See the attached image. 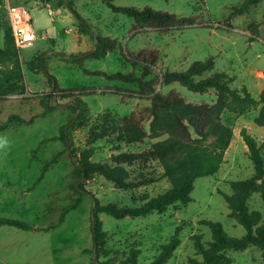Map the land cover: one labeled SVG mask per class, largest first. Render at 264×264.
I'll list each match as a JSON object with an SVG mask.
<instances>
[{
	"label": "rangeland",
	"instance_id": "rangeland-1",
	"mask_svg": "<svg viewBox=\"0 0 264 264\" xmlns=\"http://www.w3.org/2000/svg\"><path fill=\"white\" fill-rule=\"evenodd\" d=\"M243 0H114L117 6L142 8L149 6L159 11L174 12L179 17L201 14L205 25L192 24L172 27L167 32L146 28L143 32L131 29V19L122 13L113 12L101 0H73L74 11L65 4L58 5L49 0L53 14H48L44 3L39 0H3L0 15L8 18L6 3L21 7L30 17V25L37 35L33 45L18 50L22 62L32 60L35 55L45 52L48 57V71L62 89L87 88L91 93L81 95L86 102V115L81 124L68 130L71 147L77 153L93 147V162L114 165L111 155L116 152H139L147 148L154 139L121 144L113 149L112 136L91 140V131L96 124L110 123L133 108L144 113L150 100L147 95L137 93L133 84L107 80L98 74H86L76 63L63 60L61 55L78 54L94 48L95 36L117 39V48L105 58H87L82 67L101 70L105 73L127 72L131 69L124 57L126 51L140 48L160 50L158 68L183 71L193 61L214 56L213 71H223L234 78L232 85H244L257 98L264 88V0L250 5L242 14L228 17L232 6ZM84 19L89 24L90 34H79L77 28ZM55 27L59 36L55 42L45 35V30ZM63 30L68 31L66 34ZM255 33V34H254ZM86 38V39H85ZM89 44V48L87 45ZM0 45L2 34L0 32ZM50 52V53H49ZM47 54V55H46ZM154 71V72H155ZM24 94H12L0 99V123L9 115L24 119L26 123H11L0 129V217L17 219L32 225L28 230L9 225H0V264H93L92 219L93 196L100 204L116 206H138L144 198H151L166 191L170 186L167 178L145 183L133 189L118 188L113 182L100 175H93L84 182L86 192L80 205L70 210L64 221L55 228L44 227L56 223L65 205L78 197L72 184L77 180L72 158L58 136L60 127L75 122V113L64 106L57 107L46 115H40L43 107L40 99L50 93L43 71L34 72L23 65ZM156 91H177L187 101L213 102L215 90L199 93L186 89L178 82L158 83ZM102 89V90H100ZM115 92H112V91ZM102 91V92H101ZM71 97L59 99L62 104L72 101ZM260 106L251 108L243 115L225 111L223 121L232 127V138L225 151L224 162L219 170L194 181L191 200L186 205L175 204L164 212H152L145 216L116 219L100 213L102 230L106 231L103 251L99 260L111 259L116 264L125 260L131 248H139L138 263H147L153 258L171 235L179 229L180 243L164 264H189L195 254L193 235H200L206 243L212 240L209 227L201 220L219 222L227 235L240 238L244 228L229 216L225 195L231 194L230 182L248 179L253 175V164L248 157L247 147L240 130H246L261 146L264 159V127L254 123ZM74 118V120H73ZM73 120V121H72ZM71 123H70V122ZM147 127V122L145 123ZM61 152L44 176L29 189L41 172L43 163L54 154ZM130 179L139 174L158 177L161 166L157 160L136 161L125 165ZM247 204L251 211H258L264 223V202L258 193H253ZM230 264H264L261 250L248 247L244 250H226Z\"/></svg>",
	"mask_w": 264,
	"mask_h": 264
},
{
	"label": "trees",
	"instance_id": "trees-1",
	"mask_svg": "<svg viewBox=\"0 0 264 264\" xmlns=\"http://www.w3.org/2000/svg\"><path fill=\"white\" fill-rule=\"evenodd\" d=\"M2 1L0 0V4ZM55 1L59 6L65 4L74 11L73 0ZM101 1L105 2L113 12L128 16L131 19V29L135 32H143L146 28L167 32L172 27L206 24V20L201 14L179 17L174 12L159 11L149 6L142 8L117 6L113 4L114 0ZM258 1L260 0H243L238 5L232 6L228 17L244 13L250 5L256 4ZM78 31L90 34V37L94 40L86 20L81 19ZM0 32L2 34V45H0V99L12 94L25 93L23 65H26L31 71H43L50 88V93L44 94L40 99L43 107L40 115H46L62 106L71 109L76 115L75 122L72 125L67 123L61 126L59 135L51 139L62 140L65 145L64 150H68L72 158L75 167L74 174L77 176V180L72 184V187L78 193V197L72 203L64 206L56 223L44 227V230L59 226L64 221L65 215L80 205L81 197L86 192L83 184L93 175H100L113 182L118 188L125 190L155 182L159 178H167L171 184L166 191L151 198H144L138 206L119 207L111 203L102 205L93 196L94 204L91 209V251L95 257L93 264H116L111 259L99 260L101 255L108 253V251H103L107 233L102 230L99 219L100 213H106L116 219H121L126 216H145L152 212L162 213L169 206L175 204L186 205L191 200L190 194L194 188L195 179L213 175L219 170L224 162L225 151L232 138V127L226 124L222 118L225 111L243 115L251 108L260 106L253 121L255 124L264 127V88L259 92L258 97L254 98L244 85L240 87L233 86L234 78L223 71H213L211 74L204 76L206 72L214 69V56L193 61L183 71H171L168 68L155 71L158 68L160 50L149 47L140 48L135 51H126L127 56L124 59L126 64L131 67L129 71L108 74L101 70L93 71L82 67L85 59L105 58L108 52L117 48V39L95 36L96 43L93 51L70 54L67 57L61 56V58L76 63L86 74L103 75L107 80H117L135 85L138 89L137 93L147 95L150 103L144 113H140L136 108H133L128 115H123L116 120L112 119L108 124L103 123L101 126L96 124L90 133L91 140L95 141L108 135L112 136L113 149H118L123 143L142 142L145 138L154 139V141L139 152L113 153L111 159L114 165L93 162L91 157L94 148L87 147L77 153V150L71 147L68 134L70 127L81 124V121L85 118L86 102L82 100L81 95L91 93L92 90L87 88H60L55 77L48 71V57L44 55L45 52L35 55L32 60L22 62L15 46L9 20L1 15ZM172 82H178L193 92L203 93L213 89L216 93V99L213 102H191L173 89L164 93L156 91V84H170ZM69 97L73 100L66 104L58 101ZM32 121L33 117L24 119L12 114L3 123H0V129H4L11 123L29 124ZM146 122L147 127H145ZM240 135L247 147L248 157L253 164L254 172L248 179L231 181V194H226L224 197L229 209V216L244 228L245 234L240 238H234L226 234L219 222L201 220V223L209 227L212 240L204 243L200 235H193L195 254L200 259L197 257L189 258V264H230L231 258L226 254V250H244L248 247L260 249L264 258V223H262V216L258 211H251L247 204L253 193H258L264 202V159L261 146L246 128L240 130ZM60 153L57 152L50 160L43 163L39 176L29 189L40 182L48 167L55 162ZM149 159L159 162L161 166L160 175L155 177L139 174L135 179H130L125 165ZM0 225L28 230L35 229L26 222L7 217H0ZM179 243V229H177L165 243L160 245L153 258L143 264L166 263ZM139 254L140 249L133 247L126 259L119 262V264H137Z\"/></svg>",
	"mask_w": 264,
	"mask_h": 264
},
{
	"label": "built area",
	"instance_id": "built-area-1",
	"mask_svg": "<svg viewBox=\"0 0 264 264\" xmlns=\"http://www.w3.org/2000/svg\"><path fill=\"white\" fill-rule=\"evenodd\" d=\"M45 6L47 13L53 14L47 1L45 2ZM6 10L17 50L32 46L37 35L30 25V18L27 12L9 3H6Z\"/></svg>",
	"mask_w": 264,
	"mask_h": 264
},
{
	"label": "crops",
	"instance_id": "crops-1",
	"mask_svg": "<svg viewBox=\"0 0 264 264\" xmlns=\"http://www.w3.org/2000/svg\"><path fill=\"white\" fill-rule=\"evenodd\" d=\"M39 1H41L42 3H44V6H45V2L46 1H42V0H39ZM48 2V4H49V1H47ZM46 7V6H45ZM21 8V7H20ZM51 9V8H50ZM30 18V17H29ZM77 31H78V28H77ZM68 31H66V30H63V33H67ZM78 33L79 34H85V33H80L79 31H78ZM45 36L47 37V38H50V40H52L51 42L53 43V42H55V39H57V37L59 36V30L57 29V28H55L54 26L52 27V28H49V31L48 30H45ZM86 39V38H85ZM87 48H89V44L87 45ZM48 84V83H47Z\"/></svg>",
	"mask_w": 264,
	"mask_h": 264
},
{
	"label": "water",
	"instance_id": "water-1",
	"mask_svg": "<svg viewBox=\"0 0 264 264\" xmlns=\"http://www.w3.org/2000/svg\"><path fill=\"white\" fill-rule=\"evenodd\" d=\"M95 43H96V41H95ZM94 45H95V44H94ZM91 51H93V49H92ZM51 52H52V53H57V54H59V55H61V56H63V57H67V55H65V54H63V53H58V52H53V51H51ZM49 53H50V52H49ZM46 55H47V54H46ZM75 117H76V115L74 116V118H75ZM74 118H73V120H74ZM73 120H72V121H73ZM72 121H71V122H72ZM71 122H70V123H71ZM93 225H94V223H93Z\"/></svg>",
	"mask_w": 264,
	"mask_h": 264
}]
</instances>
